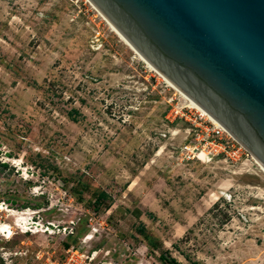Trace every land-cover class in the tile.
<instances>
[{
  "label": "rangeland",
  "instance_id": "rangeland-1",
  "mask_svg": "<svg viewBox=\"0 0 264 264\" xmlns=\"http://www.w3.org/2000/svg\"><path fill=\"white\" fill-rule=\"evenodd\" d=\"M177 94L85 0H0V264H264V174Z\"/></svg>",
  "mask_w": 264,
  "mask_h": 264
},
{
  "label": "water",
  "instance_id": "water-1",
  "mask_svg": "<svg viewBox=\"0 0 264 264\" xmlns=\"http://www.w3.org/2000/svg\"><path fill=\"white\" fill-rule=\"evenodd\" d=\"M264 171V0H85Z\"/></svg>",
  "mask_w": 264,
  "mask_h": 264
},
{
  "label": "built area",
  "instance_id": "built-area-1",
  "mask_svg": "<svg viewBox=\"0 0 264 264\" xmlns=\"http://www.w3.org/2000/svg\"><path fill=\"white\" fill-rule=\"evenodd\" d=\"M186 109L187 110H191V108H187V107H186ZM192 110H194V109H192ZM194 112H196V111L194 110ZM208 122H209L210 127H212V132L213 133H215L216 135H222V134H224L227 137L228 140L233 141L228 136V134L226 132L224 133L223 131H221L220 129H218L217 127H215V125L212 124L209 120H208ZM214 129H217V130H214ZM225 143L226 142H224V145H225ZM235 144L238 147L236 149V151L242 150L243 152L247 153L236 142H235ZM62 231H65V229H62ZM66 231H67L66 232L67 235H70L71 234V231L70 230H66ZM64 253H65L66 257L62 261L50 260L49 258H46V260L44 261L43 264H98V262L96 260L97 253L95 251L90 252V254L87 255V256H82V255L77 254V252L75 250H73V247H70V248H66L64 250Z\"/></svg>",
  "mask_w": 264,
  "mask_h": 264
},
{
  "label": "trees",
  "instance_id": "trees-1",
  "mask_svg": "<svg viewBox=\"0 0 264 264\" xmlns=\"http://www.w3.org/2000/svg\"><path fill=\"white\" fill-rule=\"evenodd\" d=\"M91 197H93L95 204H102L105 206H108L111 202L110 198L105 195L104 192L98 191V190H91ZM139 234L141 235L142 239L145 241L146 245L150 248H154V240L150 236L144 234L142 230L139 231ZM69 236V235H68ZM67 236V237H68ZM67 248V246H65ZM183 259L186 260V257L181 254ZM160 262L163 264H180L175 259H173L170 256H167L165 259L162 258V256H159Z\"/></svg>",
  "mask_w": 264,
  "mask_h": 264
},
{
  "label": "bare ground",
  "instance_id": "bare-ground-1",
  "mask_svg": "<svg viewBox=\"0 0 264 264\" xmlns=\"http://www.w3.org/2000/svg\"><path fill=\"white\" fill-rule=\"evenodd\" d=\"M117 36V35H116ZM120 39V38H119ZM122 41V40H121ZM123 42V41H122ZM124 43V42H123ZM125 44V43H124ZM126 45V44H125ZM127 46V45H126ZM128 47V46H127ZM129 48V47H128ZM130 49V48H129ZM138 56V55H137ZM139 57V56H138ZM140 58V57H139ZM140 60H141V58H140ZM142 61V60H141ZM142 62H144V61H142ZM145 63V62H144ZM146 64V63H145ZM147 65V64H146ZM147 67L149 68V69H151V71H154L150 66H148L147 65ZM156 72V71H155ZM164 80V79H163ZM164 82L167 84V86H169L170 88H172L165 80H164ZM173 89V88H172ZM174 90V89H173ZM177 95H179L182 99H184L186 102H187V104L188 105H186V107L187 108H191V109H194L197 113H199V115L200 116H203V117H205L207 120H209L205 115H203L199 110H197L195 107H194V105H192L189 101H187L185 98H183L179 93L177 94ZM212 124H214L211 120H209ZM215 125V127H217L218 129H220L221 131H223L224 133H225V131L224 130H222L220 127H218L216 124H214ZM234 141V140H233ZM250 157V156H249ZM252 160L255 162V164L259 167V169L262 171V173L264 174V171L260 168V166H259V164L252 158ZM23 215H26L25 213L23 214ZM20 220H22V218H20ZM16 226V224L15 223H12V227H15ZM4 229H5V231H4ZM41 231V230H40ZM1 232L3 233V234H5V233H7V234H9L10 236L12 235V232L10 231V227L9 226H7V225H0V234H1ZM8 237V236H7Z\"/></svg>",
  "mask_w": 264,
  "mask_h": 264
}]
</instances>
